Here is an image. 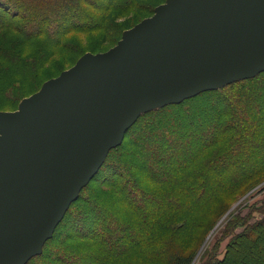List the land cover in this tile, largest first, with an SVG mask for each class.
Segmentation results:
<instances>
[{"label":"trees","instance_id":"trees-1","mask_svg":"<svg viewBox=\"0 0 264 264\" xmlns=\"http://www.w3.org/2000/svg\"><path fill=\"white\" fill-rule=\"evenodd\" d=\"M21 1L38 10L41 20L34 26L24 8L0 0V111L16 109L39 90L56 55L72 54L66 58L72 65L87 51L68 39L72 34L99 32L90 51L99 52L165 0ZM79 13L91 18L81 25ZM263 77L264 71L142 113L70 204L41 253L26 264H193L192 247L224 215L200 264H264V189L246 213L236 212L241 205L228 212L264 182V163L250 161L264 150L263 126L257 120L239 125L231 107L243 101L250 110L264 92ZM198 99L207 100L198 104L206 116L202 127L195 109H187ZM178 120L184 129L174 139L168 131ZM160 124L162 132L151 130ZM141 135L160 144L148 158L137 141ZM189 151L185 162L171 160ZM151 168L164 170L154 174Z\"/></svg>","mask_w":264,"mask_h":264},{"label":"water","instance_id":"water-1","mask_svg":"<svg viewBox=\"0 0 264 264\" xmlns=\"http://www.w3.org/2000/svg\"><path fill=\"white\" fill-rule=\"evenodd\" d=\"M264 71V0H165L0 111V264L40 254L145 112Z\"/></svg>","mask_w":264,"mask_h":264},{"label":"rangeland","instance_id":"rangeland-1","mask_svg":"<svg viewBox=\"0 0 264 264\" xmlns=\"http://www.w3.org/2000/svg\"><path fill=\"white\" fill-rule=\"evenodd\" d=\"M13 2L15 3V5L19 9H23L24 8V12H25L27 18L30 21H32V24L34 26L37 25V24H40L41 18H38V10H36L32 6L25 5L21 0H13ZM94 2H98V0H94ZM146 17H148V16H146ZM89 18H91L90 13H79L78 14V18H77L76 21L80 22L81 25H83L84 23H86L85 21H88ZM55 29H56V27H53V30H55ZM92 35L96 38V37L100 36V33L96 32L95 34H91V35L84 34V33H75V34H72L68 39L71 40L72 43H78V45H80V47L82 46L85 50H87L86 52H90L92 46L95 43L94 39L92 38ZM121 35H122V33H121ZM109 48H110L109 46H102L101 49H99L100 50L99 52L106 51ZM86 52H84V53H86ZM68 56L71 58L73 55L69 54V55L65 56V55H62V53L56 55L55 58L53 59L54 65L47 66L48 68H46V71L44 72V74L41 75V77L42 78H46V77L53 78V77L57 76L61 71L71 67L73 64L70 65V60L68 62L66 61V58ZM55 62H56V64H55ZM253 77H255V76H253ZM50 78H48V79H50ZM249 78H252V77H249ZM48 79H46V80H48ZM245 79H248V78H245ZM259 81L263 82L264 81V77L260 78ZM249 85H254V84L250 83ZM199 100H202V99L196 100L198 102L195 101V103L191 106L192 108H187V109H190V111L192 109H195V114L197 115V118L201 119L200 120V122H201L200 126L202 127L203 124H204L203 121L206 119V116L204 114V109L199 107L198 104H204L207 100H205V101L204 100L203 101H199ZM253 103H254V101H253ZM231 107L234 109V111L236 112L235 114H237V116H238V119H239L238 124L239 125L243 126L245 124H249L253 120H257L256 122H258L260 124V126H263L262 133L264 134V92L260 96L257 97L255 105L252 108H250V110H245L243 101L233 102L231 104ZM7 111H13V109L12 110H7ZM189 120H190V117H189ZM173 123H174V126H172L173 129L171 131H168V133L169 134L170 133L171 134H176L173 137L174 139H176L177 136H178V133H181L178 129H180V128L184 129V127L182 126V124H181V122L179 120L176 123H175V121H173ZM161 127H162L161 124L160 125H153L151 127V130L155 129V130H157L159 132H162V128ZM248 139L252 140L254 138L252 136H248ZM257 139H258V141L260 140L259 138H257ZM137 141H138V144L141 146V148H143L144 150L147 151L146 152L147 158H148V156H151V154H153L156 151L155 149L157 148V146L160 145V144L158 145L157 143H154V141L152 139L149 140L148 138H145L144 135H141V136L137 137ZM163 143L166 144L165 141ZM164 146H166V145H164ZM164 146L161 144V147H164ZM190 153L191 152L189 151L187 154H184L183 156L182 155L181 156H175V157H172V159L171 158L170 159L175 162V161H177L176 158H178L179 160L185 162L186 160H188V158L190 156ZM261 154L262 155H260V154L257 155V157L256 156L250 157V161L252 162V166H255V165L257 166V163L258 164L264 163L263 162L264 161L263 157H260V156H264V150H263V152ZM154 156H156V154H154ZM151 169H152V172L154 174H160V172L162 174V172L164 170V169H153V168H151ZM262 189H264V182L262 184L258 185L253 190H251L248 193H246L240 200H238L236 203H234L232 205V207L229 209L228 212H230L237 205H241V208H239L236 212L239 211L242 214L246 213L248 211V208L245 207L246 205L250 208V206L256 205L257 201H259L262 198V196H263ZM224 217H226V216L224 215L220 219V221L216 224V226L214 228V232H211L208 236L206 235L205 238L203 239L204 241H202V242L200 241L201 242L200 244H198L197 246L195 244L192 247V249H195L193 264H200V262L202 260L201 257L203 255V253H208V252H205V251L215 242L214 240L216 238H214V236H215L216 232L219 230V228L221 226L220 223L222 222ZM223 246L224 245H222L220 247V251H223Z\"/></svg>","mask_w":264,"mask_h":264}]
</instances>
